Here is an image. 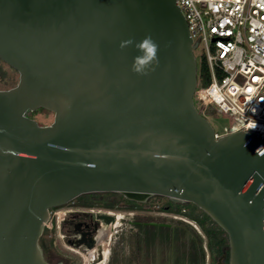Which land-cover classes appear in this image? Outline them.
Masks as SVG:
<instances>
[{
    "label": "water",
    "instance_id": "water-1",
    "mask_svg": "<svg viewBox=\"0 0 264 264\" xmlns=\"http://www.w3.org/2000/svg\"><path fill=\"white\" fill-rule=\"evenodd\" d=\"M148 35L159 64L141 76L120 44ZM197 46L176 0H0V59L20 76L0 91V264H50L52 210L94 193L194 204L229 264H264V135L215 137ZM39 109L52 124L27 116Z\"/></svg>",
    "mask_w": 264,
    "mask_h": 264
},
{
    "label": "built area",
    "instance_id": "built-area-1",
    "mask_svg": "<svg viewBox=\"0 0 264 264\" xmlns=\"http://www.w3.org/2000/svg\"><path fill=\"white\" fill-rule=\"evenodd\" d=\"M176 2L211 75L207 87L197 85V109L213 105L237 120L234 129L215 131V137L238 131L264 135V0Z\"/></svg>",
    "mask_w": 264,
    "mask_h": 264
},
{
    "label": "rangeland",
    "instance_id": "rangeland-1",
    "mask_svg": "<svg viewBox=\"0 0 264 264\" xmlns=\"http://www.w3.org/2000/svg\"><path fill=\"white\" fill-rule=\"evenodd\" d=\"M202 51V47L197 48L194 51L198 62L201 59L200 55ZM19 79V73L0 59V91L10 90L16 87L19 83ZM195 102L198 105L196 99ZM31 115L32 119H34L41 126H48L54 120V115H51L50 113L42 110L32 112ZM208 120L214 130L219 134H223L225 132V128L230 130L234 129L235 123L237 122V120L231 115L223 114H220L215 118H208ZM168 201H170L168 198L162 196L152 197L146 204H144L145 206L138 208V215L136 217L138 223L166 224L174 226L177 225V222L182 221L191 225L199 234H201L200 227L194 221L189 220L185 216H175L173 214L161 212L160 209ZM98 207L100 206H97L95 208H102ZM69 208H71V206H67L62 210H58L57 213L59 214V217L62 215V212H66ZM190 212L191 210L187 209V213ZM202 212L203 211L200 209L197 210L195 216L200 217L202 215ZM128 218L132 217H128L125 213L117 212L115 222L104 225L100 229L99 237L101 236L100 242L102 244V247H100L99 249H94L93 251H89L88 254L83 252L82 249H77L69 246L66 242V239L62 237L64 233H57V235H54V227L56 228L59 225L58 220L56 221L54 217H52V222L45 228V231L47 228L51 230V232L45 238L48 240H51V238H53L57 251L67 259L72 260L71 264H90V260L93 261L94 259L96 260V262H99L98 258H100L102 264H129L130 260H133V264H152V262H156L151 258H143L144 256L141 255L140 251H138V249L136 248L135 242L129 238L131 236L130 226L129 224H125L123 222L124 219L127 220ZM43 237L44 236H42V238ZM102 251L104 252V254L107 251V254H105L106 258L104 260L102 259L101 255H98V253H102ZM160 255L157 254L156 256L157 263L165 264L167 261L165 255L164 258ZM91 256L93 257L91 258Z\"/></svg>",
    "mask_w": 264,
    "mask_h": 264
},
{
    "label": "trees",
    "instance_id": "trees-1",
    "mask_svg": "<svg viewBox=\"0 0 264 264\" xmlns=\"http://www.w3.org/2000/svg\"><path fill=\"white\" fill-rule=\"evenodd\" d=\"M197 64L198 83L200 87H207L211 83L209 67L204 59L197 61ZM39 110L54 115L47 110ZM199 112L207 119L220 115L213 105H209L204 110L199 109ZM31 114L32 112H28L27 116L32 118ZM102 198L103 202L107 201L105 197ZM119 198L125 200L122 197ZM143 206L145 205L138 204V207ZM187 209L191 212L187 213ZM197 210L199 208L194 204L181 205L171 201H168L160 209L161 212L175 216H185L194 221L200 227L201 234L191 225L182 221L169 227L140 223L138 225V240L135 245L141 255L144 256L143 258L155 260L156 262H152V264H158L157 254H161L160 256H163V258L165 255L167 259L165 264H229L230 251L227 234L204 212L200 217L195 216ZM129 238L134 241L132 236ZM129 262V264H133V260Z\"/></svg>",
    "mask_w": 264,
    "mask_h": 264
},
{
    "label": "flooded vegetation",
    "instance_id": "flooded-vegetation-1",
    "mask_svg": "<svg viewBox=\"0 0 264 264\" xmlns=\"http://www.w3.org/2000/svg\"><path fill=\"white\" fill-rule=\"evenodd\" d=\"M103 194L94 193L82 195L66 206L52 210L50 223L52 222V217L59 222V225L56 228L54 227V235L64 233L62 237L66 239L69 246L82 249L83 252L88 254L89 251L102 247L100 242L101 236L99 237L101 227L115 222L116 213L122 212L127 214L128 217H132L127 220L124 219L123 222L129 224L131 229L130 234L134 242L137 243L138 225L140 223H138L136 217L138 215L139 203L130 201L121 194ZM102 197H105L107 201L103 202ZM119 197L125 200H121ZM67 206H71V208L66 212H62L60 217L55 215L58 210H62ZM97 206H100L98 208H102L96 209L95 207ZM50 232L51 230L47 228L40 242L46 261L50 264H71L72 260L67 259L57 251L54 239L51 238V240H48L45 238ZM105 254H107V251ZM105 254L103 251L102 253H98L103 260L106 258ZM98 261L96 262L95 259L93 261L90 260V264H102L100 258H98Z\"/></svg>",
    "mask_w": 264,
    "mask_h": 264
},
{
    "label": "clouds",
    "instance_id": "clouds-1",
    "mask_svg": "<svg viewBox=\"0 0 264 264\" xmlns=\"http://www.w3.org/2000/svg\"><path fill=\"white\" fill-rule=\"evenodd\" d=\"M139 53L133 57L131 71L137 75L147 76L150 72L155 71V66L159 64V45L150 36H145L139 42L133 40H125L120 44V48L124 49L133 46Z\"/></svg>",
    "mask_w": 264,
    "mask_h": 264
}]
</instances>
